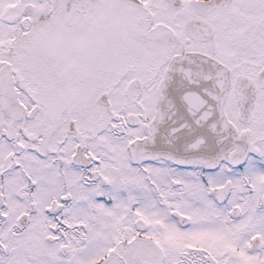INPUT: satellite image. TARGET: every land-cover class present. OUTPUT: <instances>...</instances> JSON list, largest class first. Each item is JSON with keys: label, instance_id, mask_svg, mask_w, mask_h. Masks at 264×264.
<instances>
[{"label": "snow or ice", "instance_id": "6c2138e0", "mask_svg": "<svg viewBox=\"0 0 264 264\" xmlns=\"http://www.w3.org/2000/svg\"><path fill=\"white\" fill-rule=\"evenodd\" d=\"M0 264H264V0H0Z\"/></svg>", "mask_w": 264, "mask_h": 264}]
</instances>
